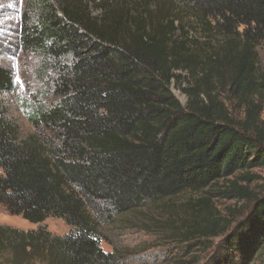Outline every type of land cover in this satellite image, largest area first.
Segmentation results:
<instances>
[{
  "label": "trees",
  "instance_id": "obj_1",
  "mask_svg": "<svg viewBox=\"0 0 264 264\" xmlns=\"http://www.w3.org/2000/svg\"><path fill=\"white\" fill-rule=\"evenodd\" d=\"M18 40L51 69L56 101L31 109L29 135L0 106V203L31 223L62 218L70 231L0 225V264H121L100 247L99 222L147 204L185 244L169 259H264V192L217 184L264 166V0H25ZM14 88L0 65V95ZM215 194L245 206L222 211Z\"/></svg>",
  "mask_w": 264,
  "mask_h": 264
},
{
  "label": "rangeland",
  "instance_id": "obj_2",
  "mask_svg": "<svg viewBox=\"0 0 264 264\" xmlns=\"http://www.w3.org/2000/svg\"><path fill=\"white\" fill-rule=\"evenodd\" d=\"M24 5L25 0H0V65L12 71L15 82L12 92L0 95V106L18 124L21 133L29 135L36 132L28 119L31 109L54 103L56 99L50 88L51 69L43 64L42 58L37 53L23 49L19 43L18 32ZM256 50L259 66L264 71V40L257 44ZM172 91L181 102H185V96L177 87L172 86ZM221 97L236 118H243V109L240 104L230 99L226 92H222ZM261 118L264 120V112ZM250 172L253 174L250 180L239 179L242 176L239 172L235 176L220 179L217 184L223 186L227 185L229 180H236L239 184L248 185L258 195H262L264 166L253 168ZM190 195L183 194L173 199L175 204L173 209H180L184 200H187ZM213 202L222 211L229 207L242 210V205L245 206L244 202L221 198L216 194L213 196ZM246 204L247 210L236 217L235 223L242 222L249 214L252 204L250 206ZM160 209L163 210V208ZM120 218L117 224L99 222V230L102 234L100 247L104 251L115 250L123 256L121 264H190L193 261V256L197 253L195 250L189 251L181 263L177 259L178 256L176 259L165 257L168 254L173 255L174 250L179 251V248L185 244L179 245L175 240L168 239L170 237L168 225L164 224L163 228H167L164 230L159 227V222H162L164 215H160L152 204H147L144 208L127 213ZM0 225L22 231L44 228L53 235H63L70 231V226L62 218L48 216L42 222L31 223L21 215L10 213L1 203ZM123 225L126 227L123 228ZM220 239L215 238L213 244L220 242ZM208 254L207 251L202 254V257ZM6 256L8 255L4 254L0 259L4 260ZM252 264H264V259L258 258Z\"/></svg>",
  "mask_w": 264,
  "mask_h": 264
}]
</instances>
